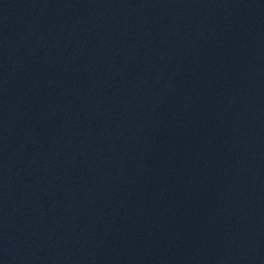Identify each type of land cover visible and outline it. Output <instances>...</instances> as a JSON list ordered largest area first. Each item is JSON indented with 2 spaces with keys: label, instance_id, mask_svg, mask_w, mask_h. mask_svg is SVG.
<instances>
[{
  "label": "water",
  "instance_id": "1",
  "mask_svg": "<svg viewBox=\"0 0 264 264\" xmlns=\"http://www.w3.org/2000/svg\"><path fill=\"white\" fill-rule=\"evenodd\" d=\"M0 264H264V0H0Z\"/></svg>",
  "mask_w": 264,
  "mask_h": 264
}]
</instances>
